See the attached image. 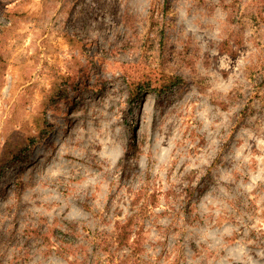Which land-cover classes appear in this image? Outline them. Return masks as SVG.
Segmentation results:
<instances>
[{"label": "rangeland", "instance_id": "obj_1", "mask_svg": "<svg viewBox=\"0 0 264 264\" xmlns=\"http://www.w3.org/2000/svg\"><path fill=\"white\" fill-rule=\"evenodd\" d=\"M0 264H264V0H0Z\"/></svg>", "mask_w": 264, "mask_h": 264}, {"label": "trees", "instance_id": "obj_2", "mask_svg": "<svg viewBox=\"0 0 264 264\" xmlns=\"http://www.w3.org/2000/svg\"><path fill=\"white\" fill-rule=\"evenodd\" d=\"M182 82H184V79L182 78V77H177L175 80H173L171 83H170V85H169V87H166V88H164V89H167V88H170L172 85H176V84H179V83H182ZM163 89V90H164ZM139 95H140V91H131V93H130V98H131V100L132 101H136L137 99H138V97H139ZM50 125H52V124H50ZM52 127V126H51ZM44 137V136H43ZM23 152H24V147H21L19 150H18V152H16L15 153V155L14 156H11V157H9L7 160H6V163L7 164H12V163H14L15 162V160H19L18 158H21L22 157V155H23ZM22 159V158H21ZM8 161V162H7ZM122 228H125V225H121V229ZM127 238V237H126ZM47 240L49 241V242H51V240L49 239V238H47Z\"/></svg>", "mask_w": 264, "mask_h": 264}]
</instances>
